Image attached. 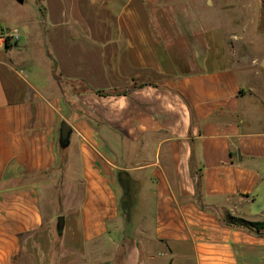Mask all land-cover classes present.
<instances>
[{
  "label": "crops",
  "instance_id": "obj_1",
  "mask_svg": "<svg viewBox=\"0 0 264 264\" xmlns=\"http://www.w3.org/2000/svg\"><path fill=\"white\" fill-rule=\"evenodd\" d=\"M35 2L50 57L0 42V264H264L226 222L264 221V0L243 66L195 0Z\"/></svg>",
  "mask_w": 264,
  "mask_h": 264
},
{
  "label": "rangeland",
  "instance_id": "obj_2",
  "mask_svg": "<svg viewBox=\"0 0 264 264\" xmlns=\"http://www.w3.org/2000/svg\"><path fill=\"white\" fill-rule=\"evenodd\" d=\"M243 3L244 0H195L197 11L201 13L207 26L221 29L219 42L222 53L235 57L234 61L240 66L248 64L252 57L260 53L261 48L254 47L253 43L262 38L254 30L255 16L244 13ZM36 14L38 7L35 0H25V3L19 0H0V27L5 33L20 38L17 42L28 54L27 57L35 70L39 69L41 61H45L47 56L44 40L42 42L41 39V28L34 24ZM213 17L218 19L213 21ZM31 31L34 33L30 39ZM37 40L39 44L36 45ZM27 45L31 46L29 51L26 50ZM44 208L46 211V205ZM60 217L55 218L56 224Z\"/></svg>",
  "mask_w": 264,
  "mask_h": 264
},
{
  "label": "water",
  "instance_id": "obj_3",
  "mask_svg": "<svg viewBox=\"0 0 264 264\" xmlns=\"http://www.w3.org/2000/svg\"><path fill=\"white\" fill-rule=\"evenodd\" d=\"M21 1L23 2V0ZM41 31H42L43 38H44V46L46 48V54L47 56H49V50H48L47 43H46L45 24L41 25ZM70 135H71V127L69 126L68 123L63 122L61 126V134H60V144L62 147H66L69 145ZM64 225H65V218L61 216L57 224V230L60 234L63 232Z\"/></svg>",
  "mask_w": 264,
  "mask_h": 264
},
{
  "label": "trees",
  "instance_id": "obj_4",
  "mask_svg": "<svg viewBox=\"0 0 264 264\" xmlns=\"http://www.w3.org/2000/svg\"><path fill=\"white\" fill-rule=\"evenodd\" d=\"M7 47H10V43H7L6 44ZM99 94L101 95H107V93L105 92H102V91H99L98 92ZM197 186L198 188L201 187V176L198 177L197 179ZM226 222L229 224V225H235V226H240V227H243V228H246L252 232H255L257 234H260L261 231L264 229V221L263 222H248L244 219H241V218H235V217H228L226 219Z\"/></svg>",
  "mask_w": 264,
  "mask_h": 264
},
{
  "label": "built area",
  "instance_id": "obj_5",
  "mask_svg": "<svg viewBox=\"0 0 264 264\" xmlns=\"http://www.w3.org/2000/svg\"><path fill=\"white\" fill-rule=\"evenodd\" d=\"M19 40L18 36H14L12 34H5L3 29L0 28V42L2 44H7V43H14Z\"/></svg>",
  "mask_w": 264,
  "mask_h": 264
}]
</instances>
